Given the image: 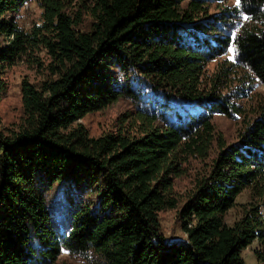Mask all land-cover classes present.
Masks as SVG:
<instances>
[{
  "label": "trees",
  "instance_id": "1",
  "mask_svg": "<svg viewBox=\"0 0 264 264\" xmlns=\"http://www.w3.org/2000/svg\"><path fill=\"white\" fill-rule=\"evenodd\" d=\"M19 63L41 78L0 128V264H245L254 241L264 264V0H0V99ZM125 97L111 130L78 122ZM216 115L240 120L236 141ZM213 146L169 238L175 180Z\"/></svg>",
  "mask_w": 264,
  "mask_h": 264
},
{
  "label": "rangeland",
  "instance_id": "2",
  "mask_svg": "<svg viewBox=\"0 0 264 264\" xmlns=\"http://www.w3.org/2000/svg\"><path fill=\"white\" fill-rule=\"evenodd\" d=\"M232 1V0H231ZM40 10L35 2L26 4L19 13V21L22 25L27 26L32 21H35L39 17ZM215 63L211 62L208 65V69L211 71ZM6 78V91L0 99V128L13 127L19 122L21 115V93L20 85L22 80L27 79L30 82H37L40 80L41 75L35 70L28 68L25 64L19 63L9 68L5 73ZM262 87L258 85L257 89L252 91L260 92ZM248 91L247 94H252ZM254 98L244 96L240 103L242 105H249L252 107ZM133 109L130 101L125 97L121 98L103 110L89 113L80 119L81 123L92 136L100 135L105 131H109L114 128L116 119L120 115L130 112ZM216 131L222 135L223 139L227 143H231L237 140L241 123L238 119H230L223 115H216L213 118ZM215 154V146H213L208 157L190 158L184 165L185 173L175 180L174 190L178 198V206L175 209H169L160 213V223L162 232L169 238L184 237L180 227L177 216V210L182 206L186 196L192 190L197 177L204 174L210 167L211 158ZM55 190L51 191L50 204L55 210H60L63 206L61 193H56ZM69 193L76 197V192L73 188L69 190ZM60 194V196H59ZM83 195V194H82ZM84 196V195H83ZM245 195H241L238 200L245 201ZM64 202V201H63ZM235 211H230L227 215V221L230 223L235 217ZM255 250H259V246L256 241L247 246L241 253L245 264H260L255 257ZM58 264H84L79 260L68 258L65 255H61Z\"/></svg>",
  "mask_w": 264,
  "mask_h": 264
},
{
  "label": "snow or ice",
  "instance_id": "3",
  "mask_svg": "<svg viewBox=\"0 0 264 264\" xmlns=\"http://www.w3.org/2000/svg\"><path fill=\"white\" fill-rule=\"evenodd\" d=\"M230 51H231V49H230Z\"/></svg>",
  "mask_w": 264,
  "mask_h": 264
}]
</instances>
